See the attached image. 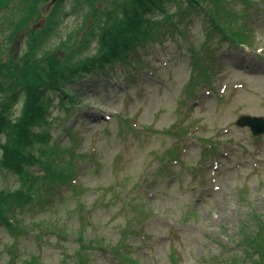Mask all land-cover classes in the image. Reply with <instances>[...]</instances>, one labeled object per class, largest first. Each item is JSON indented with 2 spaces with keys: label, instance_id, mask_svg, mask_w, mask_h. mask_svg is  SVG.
Segmentation results:
<instances>
[{
  "label": "rangeland",
  "instance_id": "1",
  "mask_svg": "<svg viewBox=\"0 0 264 264\" xmlns=\"http://www.w3.org/2000/svg\"><path fill=\"white\" fill-rule=\"evenodd\" d=\"M4 3L1 61L20 58L29 35L46 24L53 25L36 56H62L64 45H78L93 21L85 14L95 11L87 1ZM94 5L101 21L113 9L100 0ZM194 18L187 25L161 20L164 36L138 46L126 64L66 82L72 100L47 91L54 163L72 160L76 187L54 184L47 191L36 180L33 200L14 207L11 225L0 222V264H28L32 257L38 264H80V233L90 245L83 264H232L234 257L253 264L240 240L242 228L252 236L257 220L264 221V132L255 135L237 119H264V13L252 47L221 44L212 60L203 59L206 31ZM89 46L82 55L95 53V41ZM194 56L213 64L209 79L192 64ZM21 100L9 105L11 120ZM21 185L19 175L0 167V190Z\"/></svg>",
  "mask_w": 264,
  "mask_h": 264
},
{
  "label": "trees",
  "instance_id": "2",
  "mask_svg": "<svg viewBox=\"0 0 264 264\" xmlns=\"http://www.w3.org/2000/svg\"><path fill=\"white\" fill-rule=\"evenodd\" d=\"M4 1L0 0L3 6ZM72 1L77 3L75 5L87 1L91 9L95 10L84 13L85 16H91L93 21L84 30V36L77 42V46L64 45L65 53L62 56L49 52L45 56L37 57L36 53L45 40L44 33H48L53 25L46 24L29 35L28 48L20 58L0 60V91L5 97L0 102V132L6 133L5 140L0 139V167L22 179V185L18 189L0 190V222L6 225H11L10 215L13 214L14 207L23 206L25 202L33 200L35 182L39 178L47 184V191L54 184L76 187L72 184L75 170L72 160L69 159L66 165L56 166L54 163L52 154L57 149L52 145L51 133L46 128L51 124V120L46 118L51 103L50 98L46 97L47 91L60 90L63 96L72 100L73 95L63 87L66 82L76 80L86 72L104 70L114 63L126 64L129 54L138 46L164 36L165 33L160 35L158 31L161 20L170 25L176 20L187 25L195 20L190 19L193 16L200 17V24L206 31L202 44L205 48L203 59L212 60L215 50L221 44L252 47L256 20L264 13V5L254 0H239L240 4L236 6L234 0H100L113 6V9L107 10L105 19L101 21L99 16L103 11H98L94 5L97 0ZM55 12L56 10H52L51 14ZM186 28L187 26L179 30L184 37L188 34ZM215 35L219 37L216 44L213 39ZM94 41L95 53L82 55L83 50ZM192 64L200 67L201 75L210 78L213 64L204 63L195 56ZM195 85L196 83L190 84L188 89L192 87L194 90ZM20 97V113L15 120H11L7 110L11 102ZM70 154L75 155L72 152ZM34 166H41L43 172L39 174L31 171ZM79 209L84 210L83 204L79 205ZM256 223L259 229L252 236H247L245 228H242L243 238L240 242L248 245L249 249L244 248L243 251L245 250V256L253 264H264V221L259 218ZM78 240L82 248L79 263L83 264V252L90 245L83 243L81 233ZM27 262L38 264L34 257ZM228 262L237 264L235 257Z\"/></svg>",
  "mask_w": 264,
  "mask_h": 264
},
{
  "label": "water",
  "instance_id": "3",
  "mask_svg": "<svg viewBox=\"0 0 264 264\" xmlns=\"http://www.w3.org/2000/svg\"><path fill=\"white\" fill-rule=\"evenodd\" d=\"M57 0H50V3L53 4ZM239 125H248L251 128V131L254 134H259L264 131V119L257 116H240L237 119Z\"/></svg>",
  "mask_w": 264,
  "mask_h": 264
}]
</instances>
